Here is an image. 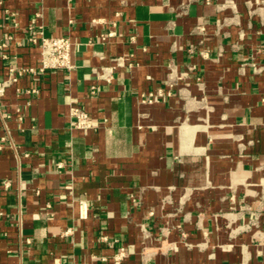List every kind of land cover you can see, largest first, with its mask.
I'll use <instances>...</instances> for the list:
<instances>
[{"label":"crops","instance_id":"obj_1","mask_svg":"<svg viewBox=\"0 0 264 264\" xmlns=\"http://www.w3.org/2000/svg\"><path fill=\"white\" fill-rule=\"evenodd\" d=\"M9 66L0 264H264V0H0Z\"/></svg>","mask_w":264,"mask_h":264},{"label":"built area","instance_id":"obj_2","mask_svg":"<svg viewBox=\"0 0 264 264\" xmlns=\"http://www.w3.org/2000/svg\"><path fill=\"white\" fill-rule=\"evenodd\" d=\"M9 18L14 20V14H10ZM204 29L201 28V32ZM33 42L38 45L39 48V58L40 65L39 71L44 73L46 71L54 70H71L74 67L73 64V43L68 38L63 37H42L41 41L33 40ZM203 57H208V52H202ZM25 72H34V69H15L12 66L6 68V74L0 83V100L6 94V91L16 82H18L19 77ZM29 94H37L36 90L28 91ZM91 94H96V87H91ZM157 96H163L162 92H159ZM156 97L154 95H148L145 100L148 102L154 101ZM70 114L73 117L71 123L74 129H79L82 131H89L93 129V123L91 121L90 115L87 111L80 107H71ZM8 118V116H5ZM2 147L0 146V150ZM101 241H106V237H101ZM127 257V251L125 248H120L118 254L114 257L116 264H120Z\"/></svg>","mask_w":264,"mask_h":264}]
</instances>
